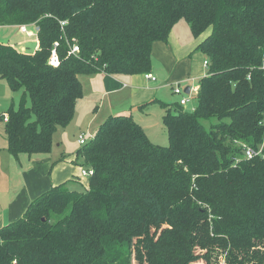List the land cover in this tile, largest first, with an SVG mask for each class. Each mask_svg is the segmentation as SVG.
<instances>
[{"label": "trees", "instance_id": "obj_1", "mask_svg": "<svg viewBox=\"0 0 264 264\" xmlns=\"http://www.w3.org/2000/svg\"><path fill=\"white\" fill-rule=\"evenodd\" d=\"M178 21L208 62L195 107L160 103L166 146L129 113L105 120L76 153L87 185L51 186L0 227V264H264V159L239 145L264 132V0H0V26L38 28L33 52L0 43V79L21 91L4 116L7 150L48 153L83 95L79 76L148 73Z\"/></svg>", "mask_w": 264, "mask_h": 264}, {"label": "crops", "instance_id": "obj_2", "mask_svg": "<svg viewBox=\"0 0 264 264\" xmlns=\"http://www.w3.org/2000/svg\"><path fill=\"white\" fill-rule=\"evenodd\" d=\"M2 26L17 28L19 33L22 35L21 36L22 38L17 41H15L14 39L3 38L0 40V43L10 44L21 50L28 49L27 51L29 52H33L38 48V39H37V34H36L37 27L36 26H32V25L27 26L28 31L32 33L30 36L20 31L19 29L20 25H2ZM16 34H17L16 32L13 34L14 38H16L15 37ZM171 36L172 34H170V37ZM172 37L175 39L176 44L174 46L173 42L172 43L170 42L169 44L165 46L163 59L158 56L160 55L159 52L158 54L156 53L158 58L160 59V62L158 65L157 64L154 65V62H153L152 69H150V71L148 72L152 74L153 76L156 70L162 71L163 69L166 68L167 63H169L170 65L173 59L176 62L178 61L180 62L181 60H184L187 57L193 56L194 54L191 55L192 52L194 51L200 52L199 50L196 49V45L198 44L201 37L195 39L194 45L192 44L189 45L187 43H182V42L178 43L177 41L179 40V36L177 34ZM158 41L153 43L152 50H153V46L159 45V43H161ZM163 42L167 43V41H163ZM169 59H171V62H169ZM204 60H202V66L206 68L203 65ZM144 74L116 76V75H110L104 72H95L91 74H81L79 76L82 82V85H83V92H84L85 86H87L89 83V89H91L92 91L96 90L97 92H100L102 97H107L106 102L108 103V106H107L106 116L100 120V122L96 126L97 128L95 129L93 135L95 134L96 130L105 120H107L110 116L115 115V114L129 113L131 117H133L132 116L133 113L131 110H133L134 112L138 111L139 113H144L150 109H153L155 106H159L162 108V111H163L162 117H163L164 108L160 105L162 101H160L157 97H155L153 93L154 86H152L151 88H147L145 87L146 85L143 84L145 83L144 79H146L147 82L150 81L153 83H155L157 79L156 78L154 80L147 79L145 78ZM205 74L200 73V74H196L195 76H187V77L182 78L179 82H183L184 84L186 83L184 86H182L183 93L182 95H180L178 102H174V104L172 105L170 104L169 106L172 109L174 106H180L179 100L181 99V97H183L186 94L192 95L193 92H191V88L192 87L198 88V81ZM95 76H102V78H100L101 81L100 82L96 81L99 79L95 78ZM82 77L86 78L87 82L88 81L89 82L86 83L85 79L84 81H82ZM187 87L189 88V91L185 92V88ZM13 92H16V91H13ZM81 99H83V97L79 98L76 101L73 116L75 115V110L77 111V108H78L77 105H80L81 107L80 113L82 111V106H84V108L86 107V104L83 105L84 103L83 100L82 102H80V104H78L79 101H81ZM149 101H152V103H149L147 106H143V104ZM98 107H99L98 105H95L92 107L93 113L98 112ZM5 115H6V110L3 112L0 111V117L3 116V119H0V124L3 127V130H4V122H5L4 116ZM75 118H76V121H74V123L76 124L79 121V114L76 113ZM92 120H94V115L92 118L89 119L90 122ZM141 128L145 132V129L142 126ZM81 133L84 134L83 131L79 132L77 137ZM80 147L81 146H78L75 152H73L74 158L76 156L77 150ZM46 154H33V155L26 154L27 155L26 156L25 153L24 154L21 153L18 156H13L7 150V140L5 144L0 145V170H1L0 172L2 173L0 175V180H1L0 182V227L21 217L26 207L28 206V204L36 196L48 190L51 186L57 185L62 182H66L70 178L71 180L75 179L74 177H72L74 174L71 177H69L70 173L65 174L64 172H60L62 168L58 169V173L56 175L52 174L53 169L51 168V160L47 158L48 156H45ZM21 160L22 161L26 160V163L25 164L21 163ZM8 164H12V166L14 167V172L11 174V176H8L4 174V172H2V170L5 168L4 166H8ZM82 168H86V167H82Z\"/></svg>", "mask_w": 264, "mask_h": 264}, {"label": "rangeland", "instance_id": "obj_3", "mask_svg": "<svg viewBox=\"0 0 264 264\" xmlns=\"http://www.w3.org/2000/svg\"><path fill=\"white\" fill-rule=\"evenodd\" d=\"M16 34V38H14L13 34ZM175 36L176 34L179 36V40L177 41L187 44L194 45L195 37L192 35L189 26L184 21H179L174 24L172 27L169 36L167 38V43H164L162 40L158 41L161 42L159 45L153 46V50L151 51V69L154 65H158L160 62V58L163 59V54L165 51V46L169 44L170 42H173V45L175 46L176 41L171 36ZM7 35V36H6ZM22 35L19 33L17 28H11V27H0V40L5 39H14L15 41L20 40ZM28 50V49H27ZM26 50V51H27ZM175 50V49H174ZM158 52L160 55L157 56ZM157 53V54H156ZM194 54V55H193ZM193 56L187 57L184 60H181L180 62H176L174 59L171 62V59H169V63H167V66L162 71L156 70L154 73V77L157 79L155 83L146 81L144 79L143 83L146 85L145 87L151 88L154 86L153 93L155 97H157L160 101L164 103H168L169 105L174 104V102H178V99L180 98L181 94L174 93L173 89L176 86V83H180V87L184 86L185 84L183 82H179L182 78L187 76H195L196 74H205L207 72V67L204 68L202 66V60L206 59L203 54H201L198 51L192 52ZM198 57H196V56ZM198 76V75H197ZM95 78H98L99 80H96L98 82L101 81L100 78L102 76H95ZM86 81V78L82 77V81ZM21 97V91L13 92L9 88L8 84L4 79H0V111L3 112L7 110L10 105H12L14 108H16L19 104V100ZM83 99L79 101L82 102L83 105L86 104V107L82 106V111L80 113V105H77V111L76 113L79 114V121L75 124L74 121H76L75 115L72 116L71 120L68 124L65 126H58L54 132V135L52 137V144L50 147L49 152L45 155L48 156L51 160V168L53 169L52 174L56 175L58 173V169L62 168L60 172L70 173L71 177H74L78 182L71 181V178L68 179L66 182H68L69 188H76V189H82L83 186H86L88 183V179L85 176L80 175V169L82 167H85V164H81L82 157L78 156L79 158L76 159V156L74 158L75 150L77 149L78 145L77 143V135L79 132H84L86 136H89L90 134L93 135L96 126L100 122L102 118L106 116L107 112V106L108 103L106 102L107 97H102L100 92H97L96 90L92 91L89 89V83L87 86H85L84 92H83ZM102 98V99H101ZM195 99L190 100L189 103L184 105V107L187 110H192L195 107ZM98 105V112L93 113L92 107ZM135 110V109H134ZM133 119L140 124L144 129L146 136L149 138V140L152 143L166 146L168 143V137L166 128L162 122V108L159 106H155L153 109L148 110L144 113H139L138 111H133ZM94 115V120L91 122L89 121L90 118H92ZM78 116V115H77ZM139 116V117H137ZM141 120V121H139ZM147 129V130H146ZM5 132L3 130L2 125L0 124V145L5 144L6 138H5ZM89 142V141H88ZM77 153V152H76ZM21 154V153H20ZM24 154V153H22ZM26 155V154H25ZM65 155V156H64ZM73 155V156H72ZM18 156V155H17ZM27 156V155H26ZM72 156V157H71ZM65 162V163H63ZM21 163L25 164L26 160L22 161ZM18 164V163H17ZM78 166V167H77ZM5 168L2 170L4 174L11 176V174L14 172V167L12 164H8V166H4ZM1 171V170H0ZM6 172V173H5ZM78 172V173H77ZM77 173V174H76ZM2 173L0 172V175ZM69 175V174H68ZM4 181V180H3ZM1 182V180H0ZM197 264H202L201 262Z\"/></svg>", "mask_w": 264, "mask_h": 264}, {"label": "built area", "instance_id": "obj_4", "mask_svg": "<svg viewBox=\"0 0 264 264\" xmlns=\"http://www.w3.org/2000/svg\"><path fill=\"white\" fill-rule=\"evenodd\" d=\"M64 23H65V21H60V25L61 26ZM31 25L35 26L34 24H31ZM27 26H28L27 24H22V25L19 26V29H20L21 32H23L26 35L30 36L32 33L30 31H28ZM34 34H35V32H34ZM57 46H58V41H55L53 43V45H52L51 53H50L49 58L47 60V63L49 65L55 66V65L58 64V55H57V52H56V47ZM79 50H80L79 45L75 41H73L72 43H69V51H68L69 55H74L75 56V55L78 54ZM203 65L205 67H207V65H208L207 60H204ZM260 68L264 69V65H262ZM144 76L147 79H151V80L155 79V77L152 74H150V73H145ZM179 84L180 83H177L176 86L173 89L174 93H176V94L183 93L182 87H180ZM197 91H198L197 87H192L191 88V92H193V94L192 95L191 94L190 95L186 94L183 97H181V99L179 100V104L181 106H184L187 103H189L190 100L193 99V96H195L197 94ZM263 124H264V122H263ZM92 138H93L92 134H90L89 136H86L85 134L81 133L78 136L77 142H78L79 145L82 146L85 143H87L89 140H91ZM239 145H241V147H242V152H243V157L244 158L252 159L254 157H259L261 159H264V132H263L261 141L256 145V147L250 146V145H248L246 143H239ZM90 173H91V171L89 169H87V168H81L80 169V175L81 176L87 177Z\"/></svg>", "mask_w": 264, "mask_h": 264}, {"label": "water", "instance_id": "obj_5", "mask_svg": "<svg viewBox=\"0 0 264 264\" xmlns=\"http://www.w3.org/2000/svg\"><path fill=\"white\" fill-rule=\"evenodd\" d=\"M38 29V28H37ZM189 91V88L187 87V88H185V92H188Z\"/></svg>", "mask_w": 264, "mask_h": 264}]
</instances>
